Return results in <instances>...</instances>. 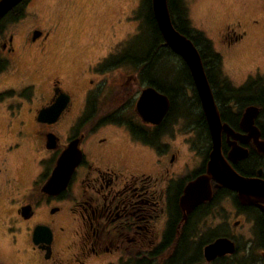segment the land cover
<instances>
[{"label": "flooded vegetation", "instance_id": "obj_1", "mask_svg": "<svg viewBox=\"0 0 264 264\" xmlns=\"http://www.w3.org/2000/svg\"><path fill=\"white\" fill-rule=\"evenodd\" d=\"M35 1L21 0L0 19V264H264L263 213L207 175L211 142L200 104L203 119L193 120L187 104L176 111L166 95L163 119L143 122L135 110L142 89L132 101L129 81L119 72L109 78L129 66L130 54L119 49L126 39L110 40L101 61L72 79L53 70L46 59L58 51L56 24L40 20ZM208 83L231 131L220 132L222 157L239 176L264 180V154L240 126L243 110L257 107L255 140L264 141V69L239 83L225 74ZM56 101V118L38 121ZM62 122L64 143L55 129ZM73 138L81 160L65 189L46 193ZM231 146L243 157L230 160ZM202 176L210 197L186 212L184 190ZM218 238L231 240L234 252L206 261L204 247Z\"/></svg>", "mask_w": 264, "mask_h": 264}, {"label": "rangeland", "instance_id": "obj_2", "mask_svg": "<svg viewBox=\"0 0 264 264\" xmlns=\"http://www.w3.org/2000/svg\"><path fill=\"white\" fill-rule=\"evenodd\" d=\"M182 1L187 27L206 37L220 55V77L225 74L239 83L248 71L256 67L264 69V0ZM34 8L40 20L46 21L48 26L56 24L54 38L58 51L52 52L46 60L52 61L54 65L51 68L62 75L68 74L72 79L78 75L77 70L80 73L89 65L101 61V56L109 49L106 46L111 43L110 40L119 42L126 39L123 45L121 42L119 49H124V55L130 54V59L123 63L129 64L126 66L130 71L122 67L112 72L109 78L115 79L119 72V81L121 76L129 81L131 90L135 91H131L128 99H137L138 92L148 86L147 80L155 79L159 84L174 90L189 86V74L184 73L182 60L174 54H165L155 66L153 63L151 69L146 68L147 79L141 75L140 65H134V56L146 58L142 55V48L149 42L143 23L144 0H36ZM133 8L135 10L132 11ZM225 37L230 44L225 41ZM134 43H137V48L133 47ZM131 72L137 77V83H134ZM181 76L187 77L183 81L178 79ZM171 94H176V91ZM184 94L183 100H177L174 104V110H185L186 107L181 103L187 104L188 111L191 108L190 89H185ZM68 128L65 122L55 128L61 143L65 142L64 133ZM242 241L239 242L241 247L251 239Z\"/></svg>", "mask_w": 264, "mask_h": 264}, {"label": "water", "instance_id": "obj_3", "mask_svg": "<svg viewBox=\"0 0 264 264\" xmlns=\"http://www.w3.org/2000/svg\"><path fill=\"white\" fill-rule=\"evenodd\" d=\"M20 1L0 0V19ZM150 4L153 18L164 46L178 56L188 69L206 120L211 142L207 161V175L213 178L218 185L235 192L241 204L258 207L264 215V180L257 177L245 178L239 176L221 155L220 132L223 129L227 133L231 131L226 124L220 122L218 110L197 48L190 39L178 32L172 25L168 13L167 0H150ZM168 108V97L151 86L141 90L135 104V110L140 119L145 123L151 124L159 123ZM61 109V105L56 101L48 108L40 110L37 114V119L38 121L55 119ZM257 113V107L253 105L247 106L243 110L240 126L244 130L253 133L256 149L264 154V141L255 140L258 137V131L253 125V121ZM47 143L49 148H53L55 144L54 136L49 135ZM78 144L79 139L73 138L61 151L56 159L54 168L43 186V191L56 193L65 189L74 168L79 164L82 157ZM238 148L231 146L228 152L230 160L233 161L237 157H243L245 151L240 155L242 149ZM203 177L192 181L184 190L181 204L182 209L186 212L190 211L200 201L210 197L209 189H206L205 185H203ZM234 250V243L231 240L218 238L207 244L203 253L206 261H210L217 256L232 254Z\"/></svg>", "mask_w": 264, "mask_h": 264}, {"label": "trees", "instance_id": "obj_4", "mask_svg": "<svg viewBox=\"0 0 264 264\" xmlns=\"http://www.w3.org/2000/svg\"><path fill=\"white\" fill-rule=\"evenodd\" d=\"M144 14H143V23L146 26L148 37L147 39L149 42L145 43L143 49L142 55H145L146 58L142 57L140 58L139 64H140V72L141 75L144 76L146 79L148 77L146 68L151 69L153 63L154 66L157 64V62L161 61L160 59L163 58L165 54H172L173 53L163 45V40L160 36V33L157 29L155 20L153 18V14L151 11V4L150 0H144ZM167 7L168 12L170 15V19L172 22V25L174 28L180 32L181 34L185 35L188 39L192 41L194 46L197 48L202 65L206 74V77L210 81L213 76L219 73V66H220V55L213 49L211 46L210 41L204 37L199 32L191 31L187 25V21L184 17L185 9L183 6L182 0H167ZM175 55V54H174ZM126 59V58H125ZM158 62V63H159ZM184 73H187V67L184 65L183 67ZM189 74V73H188ZM185 77H180L178 79H186ZM189 78V86L184 88H177V90L166 88V86H163V84H159L155 79L154 80H147L148 86H151L158 90L159 92L167 95L169 98H171L172 105L176 103V101H182L185 94L184 90L189 88L190 89V104L191 108L189 109L190 116L193 118V120H200L203 119L201 110L199 108L198 99L191 90V87L193 86V83L191 81L190 76ZM177 80V79H176ZM165 85V84H164ZM172 91H176V94H171ZM255 104V102H252Z\"/></svg>", "mask_w": 264, "mask_h": 264}, {"label": "bare ground", "instance_id": "obj_5", "mask_svg": "<svg viewBox=\"0 0 264 264\" xmlns=\"http://www.w3.org/2000/svg\"><path fill=\"white\" fill-rule=\"evenodd\" d=\"M169 13V12H168ZM169 17H170V15H169ZM171 20V19H170ZM172 23V22H171ZM163 45H164V43H163Z\"/></svg>", "mask_w": 264, "mask_h": 264}]
</instances>
